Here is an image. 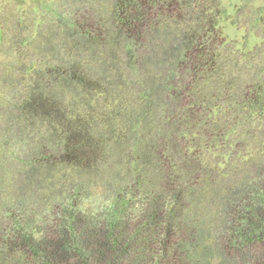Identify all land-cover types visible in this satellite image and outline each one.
<instances>
[{"label": "trees", "instance_id": "trees-1", "mask_svg": "<svg viewBox=\"0 0 264 264\" xmlns=\"http://www.w3.org/2000/svg\"><path fill=\"white\" fill-rule=\"evenodd\" d=\"M44 2L0 27V264H264V40L219 0Z\"/></svg>", "mask_w": 264, "mask_h": 264}, {"label": "rangeland", "instance_id": "rangeland-1", "mask_svg": "<svg viewBox=\"0 0 264 264\" xmlns=\"http://www.w3.org/2000/svg\"><path fill=\"white\" fill-rule=\"evenodd\" d=\"M45 0H0V27L8 29V33L14 29L16 19L24 20V31L30 29L27 16H37L45 11L43 6ZM220 15L218 16V26L222 35L228 41L234 42L235 47L243 51L248 59H252V49L259 46L264 40V0H219ZM14 32V31H13ZM12 33V32H11ZM6 42V41H5ZM8 42V41H7ZM0 44V62L9 59L4 55L6 45ZM39 49L26 48L21 55L25 59L32 58ZM39 54V53H36ZM8 75V71L0 63V77ZM16 76V74H15ZM3 79L0 78V97L3 91ZM7 107L0 99V113H5L7 117ZM4 123L0 119V142H3L5 135ZM6 154V153H4ZM0 155V197L4 195L5 183L7 180L6 162Z\"/></svg>", "mask_w": 264, "mask_h": 264}]
</instances>
